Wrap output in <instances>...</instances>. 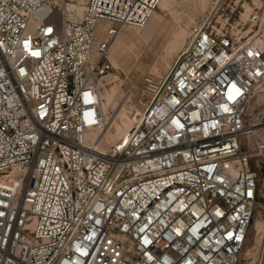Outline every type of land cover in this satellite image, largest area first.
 <instances>
[{"label":"built area","instance_id":"built-area-1","mask_svg":"<svg viewBox=\"0 0 264 264\" xmlns=\"http://www.w3.org/2000/svg\"><path fill=\"white\" fill-rule=\"evenodd\" d=\"M161 1L0 0V264L241 263L264 208V118L245 120L264 2L249 37L195 26L166 78L144 79L128 134L102 146L111 46Z\"/></svg>","mask_w":264,"mask_h":264},{"label":"rangeland","instance_id":"rangeland-1","mask_svg":"<svg viewBox=\"0 0 264 264\" xmlns=\"http://www.w3.org/2000/svg\"><path fill=\"white\" fill-rule=\"evenodd\" d=\"M264 0H171L169 9H158L142 28L125 27L109 51L115 78L101 85L100 100L107 125L100 134L102 146L110 147L124 138L141 108L143 82L147 76L164 78L187 45L193 29L206 22L219 30L236 32L241 38L257 28L252 16ZM172 6V7H171ZM106 102L108 106L105 108ZM264 118V82L253 92L245 117L246 125ZM244 149L252 140L242 137ZM259 157H253L255 163ZM264 188V164L261 168ZM240 264H264V208L258 209L248 232Z\"/></svg>","mask_w":264,"mask_h":264},{"label":"bare ground","instance_id":"bare-ground-1","mask_svg":"<svg viewBox=\"0 0 264 264\" xmlns=\"http://www.w3.org/2000/svg\"><path fill=\"white\" fill-rule=\"evenodd\" d=\"M170 3H171V0H162L161 1V3L159 4V8L160 9H169V6H170ZM69 7H73L74 9H77L80 13L83 11V9H84V6L81 4V3H79V4H74V5H70ZM172 7V6H171ZM122 32V31H121ZM121 32H120V34L117 36V38L121 35ZM190 40H191V37H190V39H189V41H188V43L190 42ZM187 43V44H188ZM187 46V45H186ZM186 46H184L183 47V49H182V51L186 48ZM181 51V52H182ZM172 68V67H171ZM171 70V69H170ZM167 76V75H166ZM166 76L164 77V78H166ZM113 78H115V75H113L112 76V78L110 79V81L113 79ZM164 78H162V79H160V80H163ZM100 91H101V89H100ZM100 95V94H99ZM140 103L142 104V106H141V108H139V109H137V114H136V117H133V121L134 122H136V121H138V119H139V117H140V115H142L143 113H144V110H145V108H146V105H145V102L143 101V100H140ZM108 106V103L106 102V104H105V108ZM256 125H258V123H255V124H253V126H256Z\"/></svg>","mask_w":264,"mask_h":264}]
</instances>
